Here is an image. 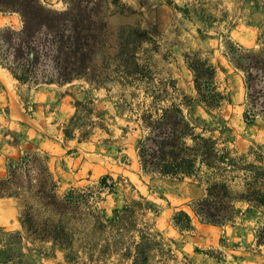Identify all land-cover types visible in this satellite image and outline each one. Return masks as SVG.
I'll list each match as a JSON object with an SVG mask.
<instances>
[{
    "label": "rangeland",
    "instance_id": "obj_1",
    "mask_svg": "<svg viewBox=\"0 0 264 264\" xmlns=\"http://www.w3.org/2000/svg\"><path fill=\"white\" fill-rule=\"evenodd\" d=\"M24 3L0 0V32ZM40 4L103 29L106 84L1 48L0 264H264V0ZM174 105L195 159L176 175L141 155L144 115Z\"/></svg>",
    "mask_w": 264,
    "mask_h": 264
},
{
    "label": "trees",
    "instance_id": "obj_2",
    "mask_svg": "<svg viewBox=\"0 0 264 264\" xmlns=\"http://www.w3.org/2000/svg\"><path fill=\"white\" fill-rule=\"evenodd\" d=\"M15 9L23 16L24 28L20 31L11 30L13 37H8L2 30L0 50L3 46L5 49L13 46L19 53L27 50V60L32 64L47 58L54 60L56 62L54 75L59 76L58 80L61 81L84 77L96 84H106V77H102V73L97 71L99 63H96L98 53L104 49L102 37L105 33L101 27L85 18L89 16L88 13L49 10L40 4V0H25L24 5L16 6ZM142 32L136 28L133 41L126 39L120 43L119 52L122 56L115 65L125 75L133 74L126 60L136 57V48L143 42L139 37ZM15 76L19 79L24 78L16 74ZM178 113L181 111L174 105L164 109L158 119H152L150 114L144 115V120H147L146 123L151 128L141 148L145 167L152 165L158 167L160 172L172 175L192 172L195 159L191 153L184 150L189 148H185L186 143L180 139V136L189 133L179 129V123L184 122V118L182 115L179 117ZM157 141L162 143L159 147ZM104 180L105 178L102 181ZM73 193L71 191L66 195L62 200L63 204L76 203L72 198ZM181 214L188 218L186 213Z\"/></svg>",
    "mask_w": 264,
    "mask_h": 264
}]
</instances>
